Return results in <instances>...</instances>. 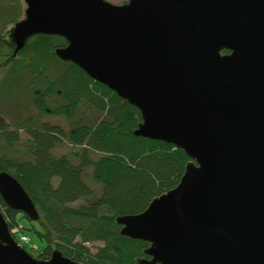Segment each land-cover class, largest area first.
Instances as JSON below:
<instances>
[{
	"label": "water",
	"instance_id": "obj_1",
	"mask_svg": "<svg viewBox=\"0 0 264 264\" xmlns=\"http://www.w3.org/2000/svg\"><path fill=\"white\" fill-rule=\"evenodd\" d=\"M24 3L16 53L36 35L64 38L59 59L139 109L135 136L192 160L177 188L117 219L122 235L151 244L140 264H264V0ZM0 196L39 220L7 172ZM0 264L83 263L59 251L34 259L0 212Z\"/></svg>",
	"mask_w": 264,
	"mask_h": 264
},
{
	"label": "trees",
	"instance_id": "obj_2",
	"mask_svg": "<svg viewBox=\"0 0 264 264\" xmlns=\"http://www.w3.org/2000/svg\"><path fill=\"white\" fill-rule=\"evenodd\" d=\"M25 12L24 0H0V172L20 183L39 220L1 196L0 212L15 240L33 233L44 244L26 247L39 261L59 251L83 264H140L151 244L122 235L117 219L177 188L192 160L135 136L139 109L59 59L64 38L36 35L16 53L12 33Z\"/></svg>",
	"mask_w": 264,
	"mask_h": 264
},
{
	"label": "rangeland",
	"instance_id": "obj_3",
	"mask_svg": "<svg viewBox=\"0 0 264 264\" xmlns=\"http://www.w3.org/2000/svg\"><path fill=\"white\" fill-rule=\"evenodd\" d=\"M110 4L114 5V6H123V5H126L129 3V0H107ZM45 121H50L51 123H53L54 125L55 124H60L62 127L66 128V124L64 123L63 120H58V119H45ZM68 150L67 149H61L58 151L57 154H62V153H66ZM28 236L29 238H31V246L29 247H35L36 250H39L41 251V249L44 248V244L39 241V239L36 237L35 234L33 233H28ZM38 248V249H37ZM27 250H29L27 248ZM54 252H57V251H54ZM53 252V253H54ZM31 255V254H30ZM32 256V255H31ZM34 259L38 260L37 257H38V254H34L32 256Z\"/></svg>",
	"mask_w": 264,
	"mask_h": 264
},
{
	"label": "flooded vegetation",
	"instance_id": "obj_4",
	"mask_svg": "<svg viewBox=\"0 0 264 264\" xmlns=\"http://www.w3.org/2000/svg\"><path fill=\"white\" fill-rule=\"evenodd\" d=\"M226 51V50H225ZM228 54H223V55H227V56H229V55H231V52H229V51H226Z\"/></svg>",
	"mask_w": 264,
	"mask_h": 264
},
{
	"label": "built area",
	"instance_id": "obj_5",
	"mask_svg": "<svg viewBox=\"0 0 264 264\" xmlns=\"http://www.w3.org/2000/svg\"><path fill=\"white\" fill-rule=\"evenodd\" d=\"M23 241H24V242H28V238H25V237H24V238H23Z\"/></svg>",
	"mask_w": 264,
	"mask_h": 264
}]
</instances>
